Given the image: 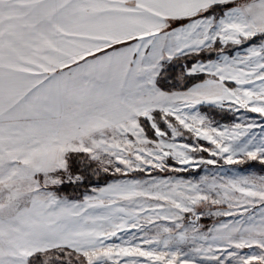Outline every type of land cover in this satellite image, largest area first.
<instances>
[{"label":"snow or ice","instance_id":"6c2138e0","mask_svg":"<svg viewBox=\"0 0 264 264\" xmlns=\"http://www.w3.org/2000/svg\"><path fill=\"white\" fill-rule=\"evenodd\" d=\"M253 162L264 0H0V264H264Z\"/></svg>","mask_w":264,"mask_h":264},{"label":"rangeland","instance_id":"374dc122","mask_svg":"<svg viewBox=\"0 0 264 264\" xmlns=\"http://www.w3.org/2000/svg\"><path fill=\"white\" fill-rule=\"evenodd\" d=\"M234 167L240 168L242 170L251 169L252 171L256 172V174H264V171L261 170V167L252 166L251 164L237 165V166H234ZM80 191H82V189L77 190V192H76V190H74L73 188H69V191H68L69 193L65 192L64 194L68 195V194L72 193L74 195H78Z\"/></svg>","mask_w":264,"mask_h":264},{"label":"trees","instance_id":"16d2710c","mask_svg":"<svg viewBox=\"0 0 264 264\" xmlns=\"http://www.w3.org/2000/svg\"><path fill=\"white\" fill-rule=\"evenodd\" d=\"M252 166H257V167H261L259 164H255L254 162L251 164ZM69 191V188L68 189H66V192H68ZM76 192H77V190H76ZM75 192V193H76ZM69 193V192H68ZM71 193V192H70ZM68 195H74V194H68Z\"/></svg>","mask_w":264,"mask_h":264}]
</instances>
